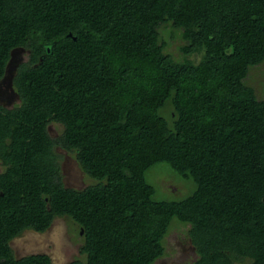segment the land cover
Masks as SVG:
<instances>
[{
	"label": "trees",
	"instance_id": "obj_1",
	"mask_svg": "<svg viewBox=\"0 0 264 264\" xmlns=\"http://www.w3.org/2000/svg\"><path fill=\"white\" fill-rule=\"evenodd\" d=\"M18 48L19 103L0 105V264H52L9 241L58 217L78 227L68 264H153L173 219L197 255L184 264H264V96L247 84L264 0H0V79ZM58 148L95 183L66 187ZM157 163L194 190L156 199Z\"/></svg>",
	"mask_w": 264,
	"mask_h": 264
},
{
	"label": "rangeland",
	"instance_id": "obj_2",
	"mask_svg": "<svg viewBox=\"0 0 264 264\" xmlns=\"http://www.w3.org/2000/svg\"><path fill=\"white\" fill-rule=\"evenodd\" d=\"M180 39L177 38L169 50L177 55V47ZM27 51L14 49L11 53L6 73L0 79V105L11 108L19 103L11 79L17 65L26 60ZM247 84L251 85L259 97L264 96V63L251 68ZM170 107L163 110L168 116ZM51 134H57L61 130L58 124L48 127ZM60 155L61 172L66 187L81 189L95 183L87 177L77 166L72 153L58 148ZM0 167V171H1ZM147 181L155 188V198L158 200H178L188 196L195 188L192 180L181 178L166 163H157L146 172ZM189 225L173 219L169 230L164 237V254L153 264H184L195 261L197 255L188 237ZM13 254L20 258L27 254H48L54 264H67L79 257V235L78 227L65 217H58L53 221L50 229L44 234L34 231H25L20 237L10 242Z\"/></svg>",
	"mask_w": 264,
	"mask_h": 264
},
{
	"label": "flooded vegetation",
	"instance_id": "obj_3",
	"mask_svg": "<svg viewBox=\"0 0 264 264\" xmlns=\"http://www.w3.org/2000/svg\"><path fill=\"white\" fill-rule=\"evenodd\" d=\"M28 230H30V231H34V230H31V229H25V230H23L21 234L15 236L14 238H12V239L9 241V245H10V242H11L13 239H15V238H17V237H20V236L23 234V232L28 231ZM34 232H36V231H34ZM38 233H41V232H38ZM10 247H11V246H10ZM11 249H12V248H11ZM27 255H28V254H27ZM24 256H25V255H24Z\"/></svg>",
	"mask_w": 264,
	"mask_h": 264
},
{
	"label": "water",
	"instance_id": "obj_4",
	"mask_svg": "<svg viewBox=\"0 0 264 264\" xmlns=\"http://www.w3.org/2000/svg\"><path fill=\"white\" fill-rule=\"evenodd\" d=\"M55 220V219H54ZM53 220V221H54ZM52 224H53V222L51 223V225L44 231V232H46V231H48L49 229H50V227L52 226ZM44 232H41L40 234H44ZM81 233H82V231H81ZM34 254H38V253H34ZM40 254H45V253H40ZM46 255H48V254H46ZM49 256V255H48ZM50 257V256H49ZM50 259H51V257H50ZM51 261H52V259H51ZM52 264H54L53 262H52ZM68 264V263H67Z\"/></svg>",
	"mask_w": 264,
	"mask_h": 264
}]
</instances>
